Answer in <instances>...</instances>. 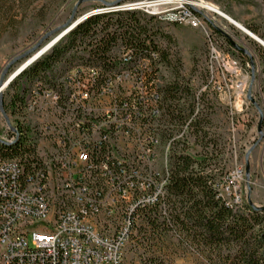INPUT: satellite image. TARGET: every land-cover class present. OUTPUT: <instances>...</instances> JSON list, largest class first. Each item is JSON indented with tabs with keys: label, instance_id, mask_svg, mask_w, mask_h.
<instances>
[{
	"label": "built area",
	"instance_id": "1",
	"mask_svg": "<svg viewBox=\"0 0 264 264\" xmlns=\"http://www.w3.org/2000/svg\"><path fill=\"white\" fill-rule=\"evenodd\" d=\"M95 3L74 18L71 15L68 29L84 14L105 8L111 12L121 9V13L139 8V15L147 19L157 14L160 20H178L191 29L202 26L200 14L191 13L184 0L177 4L174 0ZM111 24L95 25L93 32L76 37L70 53L90 56L93 48L84 43L113 34L117 19ZM68 29L46 51L66 38ZM222 46L211 41L206 80L198 90L192 89L193 111L179 130L172 128L166 108L158 104L157 69L163 64L154 48L149 53L154 61L142 62L120 40L113 43L106 66L121 61L138 64L137 72L122 78L104 76L106 66L100 64V70L76 69L67 81L35 85L28 108L32 115H40L41 125L29 131L31 139L38 131L40 154L27 168L0 165V264H123V249L132 232L150 227L140 217L141 209L152 211L159 221L168 217L166 185L171 166L169 159L162 158L167 177L159 176L151 135L156 125H164L163 138L170 137L168 147L178 144L184 154L200 159L208 141L203 133L207 131L202 125L206 122L203 101L217 104L227 93L226 82L236 78L235 88L229 92L231 107L237 112L247 105L240 63ZM193 122H200L202 129L196 137L189 133ZM209 137L217 158L220 137ZM190 146L202 153L192 155ZM241 173L236 169L232 177ZM221 185L219 193L225 198ZM232 201L239 205L241 198ZM170 234L179 239L174 230Z\"/></svg>",
	"mask_w": 264,
	"mask_h": 264
},
{
	"label": "rangeland",
	"instance_id": "2",
	"mask_svg": "<svg viewBox=\"0 0 264 264\" xmlns=\"http://www.w3.org/2000/svg\"><path fill=\"white\" fill-rule=\"evenodd\" d=\"M96 1L116 2L119 0H83V3L75 11L74 8L79 2L78 0H36L29 6L25 14L20 8L14 9L10 13L13 15L14 21H7L6 18H3L4 20L0 24V82L1 76H3L4 82L7 81L27 61L45 50L46 46L68 29V22L73 20L72 16L74 18V15L87 11L90 6H96ZM161 1L165 3L167 0ZM174 1L177 4V0ZM184 2L186 3L185 6L192 7L194 11L200 14L202 26L191 29L187 25L179 26L160 22L166 38L160 37L155 41L159 50L167 57L163 66L157 69L159 84H167L177 77L181 84L184 83L193 90H198L206 80L205 65L210 43L217 40L224 44L221 48L227 50L229 57L239 61L245 79L244 87L248 90L251 84V97L264 116V73L262 71L264 56L261 52L263 48L257 41L231 25L228 20L220 15H227L264 41V0H184ZM206 6H212L218 12L207 11ZM120 11L114 10L112 12ZM108 12H111L110 9L105 8L86 13L76 20L69 29H75L78 24L85 22L93 15ZM48 33L52 34L45 37ZM207 36H210V39ZM229 39L240 48L245 49L248 55L235 49ZM17 56L22 58L10 65V62ZM7 67L8 69L4 73ZM14 82L18 84L10 88ZM236 82V78H231L230 81L226 82L227 93L222 95L217 104H212L208 100L203 101L204 114L208 122L207 131L213 137L216 134L220 137L216 150V152L219 150L220 156L216 158L215 171H218L217 178L222 182L220 190L224 196L230 200H235L236 197L246 199L248 190L244 176V161L247 151L255 145V149L251 151L248 157L250 162L249 192L253 205L261 206L264 205V119L261 125L263 137H260L257 131L260 116L255 105L247 99V105L243 106L242 109L237 112L233 110L231 102H229V95L235 88ZM24 83V79H20V75H18L2 91L3 109L5 104H9L14 93L24 86ZM32 94V91L26 94V114L24 117H14L5 110L10 124L12 126L17 125L15 121L17 118L26 128L29 138V129H37L41 125L40 115L38 113L32 115L31 111H28ZM11 132L12 130L0 112V139L14 141ZM35 132L31 134V137L34 138L32 144L36 159L40 154L37 151L40 149L37 146L39 145L38 131ZM189 150L195 156L202 153L200 148L195 146H190ZM159 154L160 158L156 164H160L159 167L164 168L167 164H162V158H168L169 154L166 145H162ZM236 169H240L242 173L240 177L234 178L232 176ZM137 225L140 227L141 221H138ZM138 231H146L143 238L137 237L140 239V244L132 239V237L137 236ZM123 256V264H214L206 255L200 254L195 246L190 243H182L173 234L157 233V235H153L148 228L143 227L132 232L123 249Z\"/></svg>",
	"mask_w": 264,
	"mask_h": 264
},
{
	"label": "trees",
	"instance_id": "3",
	"mask_svg": "<svg viewBox=\"0 0 264 264\" xmlns=\"http://www.w3.org/2000/svg\"><path fill=\"white\" fill-rule=\"evenodd\" d=\"M34 1L36 0H0V24L3 18L14 21L10 13L16 8H20L25 14ZM187 9L195 13L192 7L188 6ZM116 19V31L113 34H107L99 40H93L94 42L84 43L88 48H93L90 56L70 53V46L76 44V37L93 32L95 25L105 23L112 25L111 23L116 22ZM161 24L155 17L150 16L147 19L146 15H139V11L108 12L91 16L85 22L78 24L66 38L20 74V79H24V86L14 93L9 104L4 105V109L14 117H24L26 94L33 91L35 85L47 87L53 85V80L62 82L64 74L77 65L100 70V64L106 66L108 49L117 40L130 48L135 56H141V60L148 62L154 61L153 54L149 53L152 48L156 49L163 64L167 55L159 50L155 41L160 37L166 38ZM261 52L264 56V49ZM61 60V63L56 64ZM125 63L128 66L136 64L121 61L118 65L103 67V75L110 72L117 74L118 67ZM52 67H55L54 72ZM262 71L264 73V67ZM17 84L14 82L10 88ZM155 89L159 106L166 108L169 119L172 120V128L179 130L180 125L187 124V118L193 111L192 88L184 83L181 84L175 77L167 84L158 83ZM15 121L17 125L13 128L16 131H12L14 141L0 143V162L16 160L27 168L35 162L33 139L29 138L26 128L17 118ZM202 125L208 130L207 120ZM200 128V122H193L189 133L196 137L198 131L202 130ZM155 131L162 144L169 149L167 159L171 172L170 183L166 185L168 217L159 221L153 217L152 211L144 208L140 211V217L150 225V233L157 235V233H171L174 230L179 234L182 243L195 246L200 254L206 255L214 264H264V210H256L243 197L239 205H234L228 197L220 196L219 185L222 182L217 178L218 171H215L216 148L212 145L214 143L209 137L210 133L203 132L205 137H208V141L203 146L204 158L199 159L184 154V149H180L178 144L172 148L168 147L170 137L163 138L164 125H157L154 133ZM164 177H167V170L164 172ZM154 212L156 213L155 209ZM145 233L146 231H138L137 236L132 239L140 244V239L137 237L143 238Z\"/></svg>",
	"mask_w": 264,
	"mask_h": 264
},
{
	"label": "water",
	"instance_id": "4",
	"mask_svg": "<svg viewBox=\"0 0 264 264\" xmlns=\"http://www.w3.org/2000/svg\"><path fill=\"white\" fill-rule=\"evenodd\" d=\"M79 2L75 5V8H74V11H75V9L81 4V3H83V0H78ZM221 15V17L222 18H224V19H226V20H228V22L231 24V25H233L234 27H236V28H238V29H240V30H242L246 35H248L249 37H251L254 41H257L258 42V44L264 49V41H262V40H260L257 36H255V35H253L250 31H248L246 28H244L243 26H240L239 24H237L234 20H232L230 17H228L227 15H223V14H220ZM52 33H48L45 37H49L50 35H51ZM229 42H231V45L235 48V49H237L238 51H242V52H244V53H246L247 55H248V52L245 50V49H243L242 47L240 48L238 45H236L234 42H232L230 39H229ZM48 49H49V47H48ZM47 50V49H46ZM46 52V51H45ZM44 52V53H45ZM44 53H42V54H40V55H43ZM40 55H38L37 57H39ZM37 57H35V58H33V60L34 59H36ZM22 57L21 56H17L15 59H13L11 62H10V65H13L17 60H19V59H21ZM32 60V61H33ZM30 63H25L24 65H23V67L22 68H20V70H19V72L21 71V70H23L26 66H28ZM9 67V66H8ZM8 67L4 70V73L7 71V69H8ZM18 72V73H19ZM17 73V74H18ZM16 76V75H15ZM14 76V77H15ZM14 77H12L11 79L10 78H8L7 79V81H3L4 79H3V76H1V82H0V112H1V114L4 116V118H5V122H6V124L9 126V128L11 129V130H13V131H15L14 130V128H13V126L10 124V122H9V120H8V116L6 115V112H5V109H3V94H2V91L11 83V81L13 80V78ZM252 81H253V77H252ZM252 81H251V83H252ZM250 86V88L248 89V93H247V99L249 100V101H251L254 105H255V107H256V109L258 110V114H259V116H260V119H259V123H258V127H257V131H258V133L260 134V137H263V133H262V131H261V125H262V123H263V119H264V116L262 115V111H261V109L259 108V106L255 103V101L252 99V97H251V84L249 85ZM5 141L4 140H2V139H0V143H4ZM255 145H253V147L252 148H250L248 151H247V153H246V155H245V177H246V182H247V190H248V193H247V202H248V204L249 205H251L252 207H254L256 210H264V205H261V206H255V205H253V203H252V201H251V199H250V186H249V180H250V177H249V174H250V162L248 161V157H249V155H250V153H251V151L253 150V149H255Z\"/></svg>",
	"mask_w": 264,
	"mask_h": 264
},
{
	"label": "bare ground",
	"instance_id": "5",
	"mask_svg": "<svg viewBox=\"0 0 264 264\" xmlns=\"http://www.w3.org/2000/svg\"><path fill=\"white\" fill-rule=\"evenodd\" d=\"M161 2H163V1H161ZM121 10V9H120ZM120 10H118V11H120ZM135 10H139V8H135V9H132V10H130V12L131 11H135ZM206 10L207 11H215V12H218L215 8H213L212 6H206ZM149 16H153V17H156L157 19H158V21L159 22H162V23H165V22H167V23H171V24H175V25H184L183 23H180L179 24V22H178V20H167V19H165V20H160V15H157V14H150ZM74 28H71V30H73ZM70 29H68V32L69 31H71ZM70 33V32H69ZM59 38V37H58ZM58 38H56L51 44H49L48 46H46V49H48V47H50V45H52L54 42H56V40L58 39ZM46 49L45 50H43L42 52H40L39 54H37V55H35L34 57H32L31 58V60H29V61H27L26 62V64L27 63H30L28 66H26L23 70H21L20 72H19V70H20V68L16 71V73L12 76V77H14L15 75L16 76H18V75H20L21 73H23L26 69H28L29 67H31V65L36 61V60H38L39 58H41L42 56H44L48 51H50V50H48V51H46ZM46 51V52H45ZM45 52V53H44ZM42 53H44L43 55H40V54H42ZM38 55H40L39 57H37ZM35 57H37L36 59H34L33 60V58H35ZM33 60V61H32ZM142 62H148L147 60H142ZM79 68H81V69H84V70H96V68H93V67H86V66H83V65H77L76 67H73V68H71V70L70 71H66L67 73H65L64 74V76H63V81H67V79L69 78V76L70 75H72V72H75L76 71V69H79ZM138 71V64H133V65H127L126 63L124 64V65H122V66H120V67H118V73L116 74V73H113V72H110V73H107V74H105L104 76H108V78H122V77H124V75H127V74H132V73H134V72H137ZM19 72V73H18ZM18 73V74H17ZM16 76L14 77V78H16ZM11 77V78H12ZM10 78V79H11ZM13 78V79H14ZM62 78V77H61ZM62 80V79H61ZM156 128H157V125H156ZM155 128V129H156ZM154 129V130H155ZM14 130H15V128H14ZM13 131V130H12ZM16 131V130H15ZM14 132V131H13ZM151 135H152V141H153V148H154V164H156V162H158V158H160L159 156H160V154H159V149L162 147V142L160 141V137H159V135L157 134V131H155V133H154V131L151 133ZM4 140V139H3ZM6 143H9V142H7L6 140H4ZM166 159H167V157H166ZM12 164H14V167H16V168H19V167H23L22 166V164L20 163V162H17L16 160H4V161H2V162H0V165L1 166H4V165H12ZM167 170V166H165L164 168H160L159 167V176L160 177H164V172Z\"/></svg>",
	"mask_w": 264,
	"mask_h": 264
}]
</instances>
